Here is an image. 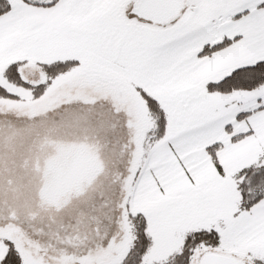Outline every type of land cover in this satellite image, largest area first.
Wrapping results in <instances>:
<instances>
[{"label":"snow or ice","instance_id":"1","mask_svg":"<svg viewBox=\"0 0 264 264\" xmlns=\"http://www.w3.org/2000/svg\"><path fill=\"white\" fill-rule=\"evenodd\" d=\"M0 264H264V0H0Z\"/></svg>","mask_w":264,"mask_h":264}]
</instances>
